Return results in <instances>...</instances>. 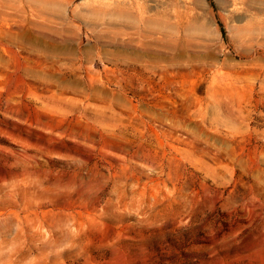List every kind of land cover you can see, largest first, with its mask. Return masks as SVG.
Here are the masks:
<instances>
[{"label": "rangeland", "instance_id": "374dc122", "mask_svg": "<svg viewBox=\"0 0 264 264\" xmlns=\"http://www.w3.org/2000/svg\"><path fill=\"white\" fill-rule=\"evenodd\" d=\"M0 264H264V0H0Z\"/></svg>", "mask_w": 264, "mask_h": 264}]
</instances>
